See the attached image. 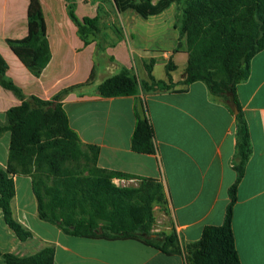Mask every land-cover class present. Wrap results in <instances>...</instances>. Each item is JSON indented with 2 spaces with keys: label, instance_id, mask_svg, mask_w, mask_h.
I'll return each instance as SVG.
<instances>
[{
  "label": "crops",
  "instance_id": "0c3cea01",
  "mask_svg": "<svg viewBox=\"0 0 264 264\" xmlns=\"http://www.w3.org/2000/svg\"><path fill=\"white\" fill-rule=\"evenodd\" d=\"M39 3L51 59L36 77L8 44L9 39L28 35L30 0H0V55L8 66L6 77L23 94L50 101L62 90L88 81L96 67L94 85L68 94L61 105L70 128L82 144L98 148L97 170L162 182L169 215L163 213L159 221L155 219L154 236L176 231L182 241L195 243L200 241L205 227L222 225L230 203L229 189L237 179L233 168L236 119L232 111L200 81L184 92H178L184 89L178 85L175 90L141 91L138 96H100L98 84L113 75V71L107 64L101 73L97 68V41L84 43L68 14L66 0H39ZM173 8L176 4L148 19L127 11L134 14L130 19L140 24L127 27L132 21L123 22L122 16L130 13L120 15L108 0H76L80 20L101 19L105 55L115 65L134 72L140 81H148L146 64L153 65L155 76L156 67L162 65L166 70L170 60L175 65L174 83L186 78L189 53L171 13ZM104 17L112 22L104 21ZM147 21L149 26L144 24ZM168 38L173 44L165 48ZM180 65L181 74L175 78ZM155 78L167 80V73L166 79ZM237 94L249 125L252 155L238 185L233 210L235 244L241 264H264V50L252 59L250 76L238 85ZM141 101L153 126L155 154L132 150L135 107L138 105L141 111ZM21 104L13 91L0 85L1 126L7 124L8 110ZM10 144L11 132H4L0 136V169L7 168ZM13 179L16 189L11 201L13 218L32 236L20 240L0 210V224L4 223V230L0 228V264H6L5 254L28 258L44 249L54 251L52 264H192L186 254L166 255L135 240L87 239L67 234L40 218L32 177L18 174ZM137 179L114 176L112 180L117 187H136Z\"/></svg>",
  "mask_w": 264,
  "mask_h": 264
},
{
  "label": "trees",
  "instance_id": "16d2710c",
  "mask_svg": "<svg viewBox=\"0 0 264 264\" xmlns=\"http://www.w3.org/2000/svg\"><path fill=\"white\" fill-rule=\"evenodd\" d=\"M68 2V14L78 27L84 43L97 41L96 60H105L113 71L98 84L97 90L104 98L138 96L141 91L153 93L175 90L182 85L184 92L195 82H203L210 93L220 99L236 119V154L233 168L236 182L229 189L230 203L224 223L204 228L200 241L186 243L176 231L153 233L155 216L154 203L169 215L168 199L161 181L126 174L105 173L96 168L95 174L81 177L60 165L82 154L79 136L70 128L61 102L70 93L81 92L94 85L96 67L85 83L62 90L52 100H42L34 95L27 96L6 77L7 63L0 55V85L14 92L22 104L7 112V124L0 125V136L11 132L9 161L6 170L0 169V210L4 220L16 236L24 241L32 234L24 229L12 215L11 201L15 196V175L32 174V166L41 162L47 141L59 138V151L49 157L50 166L56 177L51 192L76 202V207L90 203L94 211L115 207L117 217L107 213L104 221L76 220L68 212H57L55 203H46L40 188L33 179L34 193L38 201L42 220L57 225L67 234L87 239L135 240L161 250L166 255L186 254L192 264H241L236 250L233 231V210L237 202L238 185L243 179L247 163L252 155L249 125L240 103L237 87L245 82L251 72L252 59L264 50V0H115L119 12L134 11L143 19L157 16L172 4L181 10L180 37L186 36L189 53L186 78L174 83L172 60L166 65L167 80H158L153 75V65L146 64L148 81H140L134 72L119 67L106 58L101 31V19L84 18L76 15V0ZM29 31L23 39H9L8 44L25 66L39 77L51 59L46 36V24L39 0H30L28 11ZM178 25L176 24V27ZM117 71V73H115ZM135 107L136 126L132 136V150L139 154H155L157 151L154 130L143 101ZM94 153L96 165L98 148L87 145ZM59 162V163H58ZM60 164V165H59ZM114 176L126 180L137 179L136 187H117L112 183ZM100 212V213H101ZM54 251L44 249L34 256L20 258L5 254L6 264H52Z\"/></svg>",
  "mask_w": 264,
  "mask_h": 264
},
{
  "label": "rangeland",
  "instance_id": "374dc122",
  "mask_svg": "<svg viewBox=\"0 0 264 264\" xmlns=\"http://www.w3.org/2000/svg\"><path fill=\"white\" fill-rule=\"evenodd\" d=\"M108 1L112 5L113 8L114 7L117 8L115 0H108ZM153 1L157 2L158 0H153ZM117 10H118V8H117ZM118 12H119V10H118ZM119 13H120V15L122 14L121 12H119ZM127 13H130V12H127ZM168 13H170V12H168ZM171 13L174 16L175 22H177V25L179 26V28L181 30L182 29V26H181L182 15H181L180 7L176 6V8H173V11ZM131 15H134V14L130 13V14H128V16H126V14H124L122 16V21L123 22L125 20L132 21V19H130ZM124 18H126V19H124ZM140 19H141V17H140ZM105 20H107V22H109L108 20H110L112 22V20L108 19V17H104V21ZM141 21H143V20H141ZM144 24L147 26L148 21L144 22ZM139 26H140V24L138 22H135L134 20L132 21L130 26H129V23L127 24V27H139ZM165 27H167V26H165ZM181 39H184L185 42H187L185 35L182 36ZM172 44H173V42L170 38L166 39V41H165L166 47L165 48L172 46ZM106 58H108V57L106 56ZM95 62H96L97 68L99 69V71L101 73L102 70L106 67L105 60L100 59L99 61H97L96 56H95ZM181 70H182V65H180L179 69L175 72V74H174L175 78H178L180 76ZM165 72H166V70H165L164 66L159 65L156 67L155 76L157 78L166 79L165 78ZM180 88H183V87H180ZM59 141H60L59 138H56V139L54 138V139H51L50 141H47L46 143L47 144L49 143V145L45 149L44 156L41 157V162L39 164H35L31 168V170H32L31 177L34 179V181L36 182V184L40 188V191L43 195L44 201L46 203H51V202L55 203L57 212L61 213V212L68 211L73 216V219H76V220L89 219L90 217L94 216L97 221H104V219L107 218V213H109V214L112 213L113 217L116 218L117 217L116 209H115V207H113L111 205L107 209L106 208L103 209V212H101L102 210L101 211H97V210L94 211V209H95V206H93L94 204L92 205V204L86 202V204H84V206L80 205L79 207H76V204H75L76 202H71L69 200H66L64 196H57L56 193L51 192L50 188L52 186H54V182H55L56 177L54 176L55 172L53 171L52 167L50 166V159L51 158L49 157V155L52 152L59 151V143H58ZM93 157H94L93 151L91 149H89L88 147L83 146L82 147V154L79 157L67 160L64 164H62V165L59 164V165H60V167H63L62 170L66 169V170H69V171L75 173L78 176L86 177V176H89V174H95L96 173V165L93 162ZM112 183H115L114 180H112ZM153 214L155 216L156 221H159L163 215V212L158 208V204H156V203H154V205H153ZM156 224L160 225L159 223H156ZM0 228H2L4 230V223L3 222L0 224Z\"/></svg>",
  "mask_w": 264,
  "mask_h": 264
}]
</instances>
